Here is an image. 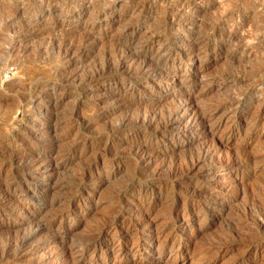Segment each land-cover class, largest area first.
<instances>
[{
	"label": "rangeland",
	"instance_id": "obj_1",
	"mask_svg": "<svg viewBox=\"0 0 264 264\" xmlns=\"http://www.w3.org/2000/svg\"><path fill=\"white\" fill-rule=\"evenodd\" d=\"M83 1L0 0V185L7 190V195L0 194V209L6 210L2 205L10 209L7 201L14 197L18 202L0 218V264H264V0H86V5ZM87 6L92 10L81 14ZM231 16L237 17L222 23ZM195 21L204 35L194 37L201 42L195 49L200 62L192 65L186 41L178 38L190 37ZM211 28L218 30L215 37L207 35ZM132 33L156 40L154 49L167 47L173 60L165 70L187 80V85L176 87L170 78H146L136 64L127 67L133 69L131 85L136 92L132 97L129 90L121 89L124 79L116 80L115 73L91 81L107 61L125 52V36ZM242 49H246L243 54ZM235 96L242 98L232 114L224 105ZM54 103L59 106L45 109ZM137 108H154L152 112L160 117L156 125L162 123L158 127L166 125L177 108L183 114L178 116L183 129L176 142L163 146L157 135L147 154L151 160H133L124 144L137 141L138 136L137 142H142L150 134L133 123L141 111ZM197 111L212 116L208 122L212 127L207 125L206 131L195 127L192 134L186 133ZM48 119L55 128L47 129ZM38 123L44 127L38 128ZM116 126L120 131L114 133ZM33 130L60 141L36 145L33 149L45 155L43 164L26 172L27 161H14L11 149L28 156L27 143L41 140L32 135ZM98 143L100 150L95 148ZM106 143L113 146L110 155L102 154ZM38 177L44 181L36 185L37 190L52 188L41 201L31 198L23 182ZM139 189L150 190V196L139 197ZM220 198L229 203L219 208ZM173 201L181 212L169 218ZM67 203H72V212L66 210ZM139 205L140 211L131 218L121 217L122 207ZM23 208L37 212L22 218ZM191 210H201V215L193 217ZM129 218L142 230L119 240L113 227L116 223L129 227ZM104 220L110 223L105 232L113 247L119 242L127 249L142 244L139 250L125 253L124 258L116 251L94 252L96 241L87 240L93 239ZM34 221L50 224L51 233L36 236L32 249H4L8 242L32 232ZM158 231L162 232L159 241L151 242ZM82 243L87 255L79 260L78 252H72ZM183 250L186 254L181 256Z\"/></svg>",
	"mask_w": 264,
	"mask_h": 264
},
{
	"label": "bare ground",
	"instance_id": "obj_2",
	"mask_svg": "<svg viewBox=\"0 0 264 264\" xmlns=\"http://www.w3.org/2000/svg\"><path fill=\"white\" fill-rule=\"evenodd\" d=\"M91 1V0H90ZM89 1V2H90ZM154 1V0H153ZM157 1V0H156ZM206 1V0H205ZM208 1V0H207ZM83 2H85L84 3V5H86V0H84ZM92 2V1H91ZM90 2V3H91ZM161 2H162V0H161ZM164 2V1H163ZM195 2V1H194ZM202 2H204L203 0H202ZM255 2V1H254ZM150 3V2H149ZM148 3V4H149ZM183 3V2H182ZM83 4V3H82ZM107 4V3H106ZM105 4V5H106ZM114 4H115V1H114ZM145 4V3H144ZM184 4V3H183ZM183 4H182V6H183ZM202 4V3H201ZM200 4V5H201ZM207 4V3H206ZM90 5V4H89ZM93 5V4H92ZM178 5V4H177ZM193 5V4H192ZM203 5H205L204 3H203ZM148 6V5H147ZM194 6V5H193ZM198 6H199V4H198ZM206 6V5H205ZM263 6V5H262ZM189 7V6H188ZM195 7V6H194ZM200 7V6H199ZM203 7V6H202ZM142 8V7H141ZM174 8V7H173ZM190 8V7H189ZM176 9H178V8H176ZM195 9V8H194ZM90 10H92V8H91V6H87V7H84V10H82L80 13L82 14V13H88ZM168 10V9H167ZM173 10V9H172ZM169 11V10H168ZM165 13H166V11H165ZM168 13V12H167ZM172 13V12H171ZM170 13V14H171ZM187 13V12H186ZM185 13V14H186ZM190 13V12H189ZM81 14L79 15H76V18L78 19V21L79 20H81ZM125 14V13H124ZM194 14V13H193ZM21 15V14H20ZM173 15V14H172ZM222 15V14H221ZM198 16V15H197ZM238 16V15H237ZM236 16V17H237ZM167 17V16H166ZM170 17V16H169ZM236 17H233V16H231L230 18H225V19H223L222 20V23H226V22H228V21H230V20H232V18H236ZM121 18V17H120ZM189 18V17H188ZM199 18V17H198ZM239 18V17H238ZM165 19V18H164ZM163 19V20H164ZM169 19V18H168ZM178 19V18H177ZM191 18H189V20H190ZM116 20V19H115ZM196 20H197V18H196ZM91 21V20H90ZM193 21V20H192ZM233 21V20H232ZM236 21V20H235ZM235 21H234V24H235ZM87 22H89V21H87ZM86 22V23H87ZM95 22V21H94ZM164 22H166V21H164ZM198 21H195L194 22V24H192V25H195L196 24V26L197 27H194V28H192V35L190 36V37H188V38H186L185 39V37H179L178 39L180 40V42L181 41H186V44H187V49L185 48V50H187L188 51V53H190L189 55H190V57L191 58H189V61H191L192 63V65L193 64H196V63H198V62H200L199 61V58H198V54H196L195 53V49H196V47L197 46H199L200 44H201V42H198V40L196 41V38H194L196 35H198V36H202V34H203V31L202 30H200V26H198V23H197ZM237 22V21H236ZM160 23V22H159ZM186 23V22H185ZM191 23V22H190ZM230 23H231V21H230ZM233 23V22H232ZM239 23H240V21H239ZM93 24V23H92ZM162 24V23H161ZM170 24V23H169ZM237 24H238V22H237ZM244 24V23H243ZM94 25V24H93ZM160 25V24H159ZM200 25V24H199ZM245 25V24H244ZM173 26V25H172ZM187 26H188V24H187ZM211 26V25H210ZM233 26V25H232ZM242 27H243V25H241ZM240 26V27H241ZM166 27V26H165ZM189 27V26H188ZM212 27H214V26H212ZM215 28H216V26H215ZM215 28H211V30L209 31V34H207L208 36H213V37H215V35L218 33V30L217 29H215ZM163 29V28H162ZM178 29V28H177ZM166 30V29H165ZM220 30V29H219ZM124 31V30H123ZM159 32V31H158ZM207 32V31H206ZM208 33V32H207ZM220 33V32H219ZM124 34V33H123ZM163 34V33H162ZM221 34V33H220ZM255 34V33H254ZM139 34H136V33H132L131 34V36L130 37H128V35H126L125 37V41H124V46L126 45V47H124V50H125V52L124 53H122L121 55H119V56H116L115 55V60L114 61H107L103 66H102V68L98 71V72H96V75H93V76H91L89 79L91 80V81H97V80H99V79H101V78H104V76L106 75V74H111V73H115L114 74V77H115V79L117 80L118 78H119V76H122V78L124 79V81H123V83H122V85H121V89H123V90H126V91H130L131 92V97H132V95L134 94V92H136L135 90V88H134V86H132L131 85V83L133 82H131V76H133V74H132V68L130 69H127V67H129V65L130 66H132V65H134V64H136V69L138 70V72H139V74H141V75H143L144 77H146V78H149V79H151V78H153V77H159L158 79H164V78H170V79H172L173 81H174V85L176 86V87H181V86H183V85H187V80H185V79H182V78H180V77H178V76H176V75H174L172 72H168V71H166L165 70V67H166V65H167V62L169 61V60H173V58H172V54L171 53H169V49H166L165 47L163 48V47H159V48H157V49H154V45L157 43L156 42V40H154V39H151V38H142V37H140V36H138ZM204 35V34H203ZM177 36V35H176ZM180 36V35H179ZM217 36H219V35H217ZM221 36V35H220ZM219 36V37H220ZM124 37V36H123ZM151 37V36H150ZM184 38V39H183ZM200 39H201V37H199ZM206 38V37H205ZM210 38V37H209ZM177 39V38H176ZM212 39V38H211ZM91 41V40H90ZM158 41V40H157ZM204 41V40H203ZM215 41V40H214ZM85 43V42H84ZM121 43V42H120ZM182 43V42H181ZM180 43V44H181ZM210 43V42H209ZM163 44V43H162ZM208 44V43H207ZM250 44V43H249ZM160 46H161V44H159ZM165 45V44H164ZM166 45H167V43H166ZM181 45H183V44H181ZM139 46H141L140 47V49H137V47H139ZM169 46V45H168ZM206 46V45H205ZM204 46V47H205ZM239 46V45H238ZM15 47V46H14ZM81 47V46H80ZM123 47V46H122ZM171 47V46H170ZM185 47V46H184ZM203 47V48H204ZM126 48V49H125ZM173 48V47H172ZM199 48V47H198ZM76 49V48H75ZM88 49V48H87ZM202 49V48H201ZM68 50V49H67ZM184 51V50H183ZM202 51V50H201ZM204 51V50H203ZM206 51V50H205ZM231 51H232V49H231ZM242 51V54L246 51V49H242L241 50ZM74 52V51H73ZM207 52V51H206ZM59 53V52H58ZM118 53V52H117ZM120 53V52H119ZM198 53H199V51H198ZM232 54V53H231ZM72 55V54H71ZM118 55V54H117ZM200 55H202V54H200ZM205 55V54H204ZM248 55V54H247ZM175 56V55H174ZM182 56V55H181ZM206 56V55H205ZM231 56V55H230ZM10 57V56H9ZM69 57V56H68ZM113 58V57H112ZM203 58V57H202ZM3 59V58H2ZM6 59V58H5ZM109 59V58H108ZM180 60V59H179ZM181 61V60H180ZM7 62V61H6ZM10 62V61H9ZM183 62V61H182ZM173 63V62H172ZM181 64V63H180ZM8 65V64H7ZM178 65H179V63H178ZM4 66V65H3ZM135 66V65H134ZM1 68V67H0ZM198 68V67H197ZM200 69V68H199ZM196 71V70H195ZM92 73H93V71H92ZM236 73V72H235ZM95 74V73H94ZM172 74V75H171ZM90 75V74H89ZM234 75V74H233ZM232 75V76H233ZM237 75V74H236ZM73 76V75H72ZM136 76V75H135ZM138 76V75H137ZM170 76V77H169ZM74 77V76H73ZM106 77V76H105ZM237 77V76H236ZM239 77V76H238ZM237 77V78H238ZM75 78V77H74ZM136 78V77H135ZM145 79V78H144ZM162 79V80H163ZM86 80H88V79H86ZM89 80V81H90ZM115 80V81H116ZM120 80H121V78H120ZM223 80V79H222ZM68 81V80H67ZM71 80H69V83H71L70 82ZM135 81V80H134ZM151 81V80H150ZM217 81V80H216ZM225 81V80H224ZM62 82V81H61ZM76 82V81H75ZM120 82V81H119ZM118 82V83H119ZM137 82V81H136ZM145 82V81H144ZM142 83V82H141ZM147 83H148V81H147ZM153 83H155V82H153ZM157 83V82H156ZM156 83H155V85H156ZM161 83V82H160ZM76 84V83H75ZM145 84V83H144ZM194 84V83H193ZM65 85V84H64ZM133 85H135V84H133ZM78 85H76V87H77ZM119 86V85H118ZM152 86H153V84H152ZM2 87V86H1ZM0 87V88H1ZM86 87V86H85ZM114 87V86H113ZM63 88V87H62ZM119 88V87H118ZM141 88H142V86H141ZM59 89V88H58ZM70 89V88H69ZM110 89V88H109ZM112 89V88H111ZM64 90V89H63ZM114 90V89H113ZM119 90H120V88H119ZM134 90V91H133ZM142 90V89H141ZM147 91H148V89H146ZM154 90V89H153ZM90 89H87L86 90V92L87 93H90ZM118 91V90H117ZM122 91V90H121ZM147 91H145V92H147ZM248 91H249V89H248ZM65 92V91H64ZM138 92V91H137ZM149 92H151V91H149ZM245 92V91H244ZM247 92V91H246ZM115 93V92H114ZM139 93V92H138ZM152 93V92H151ZM146 94H148V93H146ZM240 94V93H239ZM238 94V95H239ZM108 95V94H107ZM126 95V94H125ZM143 95V94H142ZM150 95V94H149ZM236 95V94H235ZM245 95V94H244ZM114 96H116V95H114ZM113 96V97H114ZM118 96H121V94H118ZM134 96V95H133ZM137 96V95H136ZM56 97V96H55ZM54 97V98H55ZM123 97V96H122ZM235 97H237V98H235ZM234 98V100L232 101V102H227L224 106L226 107V109H228L229 111H231L232 112V114H236L237 113V111H238V109L240 108V98H242V97H238V96H235ZM239 98V99H238ZM124 99V98H123ZM32 100V99H31ZM141 100V99H140ZM230 100V99H229ZM228 100V101H229ZM126 100H124L123 102H125ZM137 101V100H136ZM135 101V102H136ZM130 103H131V101H130ZM34 104V103H33ZM37 104V103H36ZM39 104V103H38ZM37 104V105H38ZM127 104V103H126ZM137 104H139V103H132V104H130V105H137ZM143 104V103H142ZM146 104V103H145ZM221 104V103H220ZM35 105V104H34ZM147 105V104H146ZM152 105V104H151ZM150 105V106H151ZM38 106H40V105H38ZM53 106V105H52ZM59 106V104H57V103H54V106L51 108V106H48L47 105V107L45 108V109H47V111L49 110V108L48 107H50V109H53L54 107L55 108H57ZM132 107V106H131ZM140 107V106H139ZM142 107V106H141ZM152 107H154V106H152ZM134 108V107H133ZM128 109V108H127ZM183 109V108H182ZM137 110H141V109H139V108H137ZM184 110V109H183ZM39 111V110H38ZM152 111H154V108H153V110H151V108L150 109H144V110H141V111H138L137 112V115H136V118H135V121H133V123L135 122V125L138 127V128H144L146 131H148V133H150L146 138H144L143 137V141L142 142H137L138 141V138H139V136H138V138H137V141H135V139L133 140V141H131V142H125L124 144L125 145H127L128 147H130V151H132V154L131 155H133V160H134V158L135 159H137V160H139V159H143V160H151V158L149 157V155H147L148 153H149V150H150V144L151 143H153V141L154 140H157L156 138H157V135H160V137H161V140H160V144L161 145H167L168 143H171V145L173 144V142H176V140H177V136L179 135V131H180V128H182V126H180L179 127V125H180V123H181V119L178 117L179 115H180V111H181V108H177V110L175 111V112H173V113H171L170 115H169V119H168V121L166 122V125H164L163 127H158L159 125L161 126L162 125V123L160 124L159 123V125H156L160 120H158L157 119V116L158 115H156L154 112H152ZM187 111V110H186ZM168 112H170V111H168ZM182 112V111H181ZM40 113V112H39ZM53 113V112H52ZM186 113V112H185ZM226 113V112H225ZM47 114V113H46ZM50 114H51V112H50ZM182 115V117H183V114H181ZM180 115V116H181ZM134 116H135V113H134ZM168 116V115H167ZM234 116V115H233ZM133 117V116H132ZM163 117V116H162ZM185 117V116H184ZM131 118V117H130ZM158 118L160 119V117L158 116ZM134 118H132V120H133ZM162 119V118H161ZM212 119V116L209 114V115H207L206 113H198V111H197V113H195L194 115H193V119H192V121H191V123L187 126V130H186V133H190V134H192L194 131H195V127H200L203 131H206L207 129H206V126L207 125H210V124H208V122H210V120ZM255 119H257V118H255ZM130 120V119H129ZM164 120V119H163ZM126 121V120H125ZM128 121V120H127ZM126 121V122H127ZM131 121V120H130ZM233 121V120H232ZM254 121V120H253ZM45 122V121H44ZM132 122V121H131ZM230 122V121H229ZM52 120H50V119H48V120H46V123H45V125L46 126H49V127H47V129L48 128H55L56 126L55 125H52ZM55 123H57V122H55ZM54 123V124H55ZM127 123H129V122H127ZM256 123V122H255ZM120 124V123H119ZM131 124V123H130ZM164 124V123H163ZM187 124V123H186ZM212 124V123H211ZM65 125H67V124H65ZM38 128L39 127H44V125H43V123H38L37 125H36ZM132 126V125H131ZM184 126V125H183ZM186 126V125H185ZM211 126V125H210ZM120 127V126H119ZM153 127H155V128H153ZM212 127V126H211ZM114 128V127H113ZM219 128V125H217L215 128H214V130H217ZM110 129V128H109ZM120 129V128H119ZM118 128H117V126H116V130L114 129V131L112 130V128L110 129V130H112L114 133H117L118 131H120ZM183 129V128H182ZM30 130V129H29ZM31 131V130H30ZM145 131V132H146ZM112 132V133H113ZM143 132V131H142ZM212 132V131H211ZM182 133V132H181ZM210 133V132H209ZM214 133V132H213ZM107 134H109V133H107ZM142 134V133H141ZM146 134V133H145ZM208 134V133H207ZM32 135L34 136V137H36V138H39V139H41L39 142H37V141H29V143H27L28 144V147L30 148L29 150H31V152H29V154H28V156L24 153V152H21V151H16V150H13V149H11L12 150V153H13V159H14V161H16V162H20V161H27L26 162V164L24 165V171H28V172H32L35 168L37 169V168H39V167H41L42 166V164H43V159H44V157H45V155H42L41 153H39V152H36L33 148L36 146V145H40V144H45L46 142H50V145L52 144V145H54L55 143H57L58 141H60L59 139H55L54 137V139L55 140H50V139H47V138H45V136L40 132H36L35 130H33L32 131ZM143 135V134H142ZM211 135H212V133H211ZM22 136V135H21ZM190 136V135H189ZM51 137V136H50ZM35 138V139H36ZM52 138V137H51ZM52 138V139H53ZM159 138V137H158ZM107 140V139H106ZM110 141V140H109ZM113 142V141H112ZM111 142V143H112ZM123 142V141H122ZM122 142H121V144H122ZM195 142V141H194ZM117 143V142H116ZM155 143V142H154ZM94 144V143H93ZM96 144V143H95ZM94 144V145H95ZM104 144V143H103ZM120 144V145H121ZM123 144V145H124ZM180 144V143H179ZM99 145H100V143H98L97 145H96V147L95 148H98L99 147ZM106 146H104V147H106V149L104 150V152H102V154L103 155H105V154H109V153H111L112 152V148H113V146L109 143H106L105 144ZM156 145V144H155ZM157 145H159V144H157ZM114 146H116L115 144H114ZM118 146H119V144H118ZM117 146V147H118ZM76 147H78V146H75V148ZM9 148V147H8ZM115 148V147H114ZM99 149V148H98ZM101 149V148H100ZM99 149V150H100ZM102 149H104V148H102ZM201 150H202V148H200ZM204 149V148H203ZM206 149V148H205ZM204 149V150H205ZM129 150V149H128ZM128 150H127V152H128ZM200 150V151H201ZM7 151H9V150H7ZM94 151H95V149H94ZM103 151V150H102ZM129 151V152H130ZM203 151V150H202ZM207 151H208V149H207ZM215 151V150H214ZM115 152V151H114ZM113 152V153H114ZM128 152V154L127 155H129L130 153ZM151 152V151H150ZM199 152V151H198ZM204 152V151H203ZM211 152V151H210ZM5 153H7V155H8V152H5ZM112 153V154H113ZM156 153H159V152H156ZM212 154H213V151L211 152ZM210 153V155H212ZM59 154V153H58ZM57 154V155H58ZM150 154V153H149ZM54 155H55V153H54ZM102 155V156H103ZM110 155V154H109ZM108 155V156H109ZM159 155V154H158ZM198 155H200V154H198ZM202 155H204V154H202V152H201V156ZM51 156V155H50ZM148 156V157H147ZM155 156V155H154ZM154 156H153V158H154ZM157 156V155H156ZM164 157V156H163ZM194 157L195 156H193V159H194ZM207 157V156H206ZM10 158V157H9ZM48 158V157H47ZM201 158V157H200ZM202 158H203V156H202ZM204 158H205V156H204ZM213 158V157H212ZM156 159H157V157H156ZM198 159V161L200 160L199 159V157L197 158ZM196 158H195V160H197ZM237 159V158H236ZM10 160V159H9ZM12 160V159H11ZM10 160V161H11ZM153 160H155V159H153ZM204 160V159H203ZM235 160V159H234ZM238 160V159H237ZM194 161V160H193ZM232 161V160H231ZM49 162V161H48ZM54 162V161H53ZM137 162V161H136ZM152 162H154V161H152ZM184 162V161H183ZM188 162V161H187ZM238 162H240V161H238ZM251 162V161H250ZM255 162V161H254ZM14 163V162H13ZM23 163V162H22ZM138 163V162H137ZM144 163V162H143ZM146 163V162H145ZM148 163V162H147ZM151 163V162H150ZM190 163V162H189ZM192 163V162H191ZM194 164H196L195 162H193ZM192 163V165H194ZM200 163V162H199ZM221 163V162H220ZM226 163H228V161L226 162ZM231 163H234L233 161L231 162ZM182 164H184V163H182ZM185 164H187V163H185ZM222 164V163H221ZM140 165V164H139ZM138 165V166H139ZM145 165V164H144ZM152 165H153V163H152ZM179 165V164H178ZM223 165V164H222ZM232 165V164H231ZM234 165V164H233ZM237 165H238V163H237ZM239 165H240V163H239ZM238 165V166H239ZM13 166V165H12ZM136 166V165H135ZM180 166V165H179ZM179 166L178 167H176V168H179ZM191 166V165H190ZM236 166V165H235ZM237 166V167H238ZM189 167V166H188ZM188 167H186V169L188 168ZM12 168V167H11ZM19 168V167H18ZM21 168V167H20ZM133 168V167H132ZM183 168H185L184 167V165H183V167H181V168H179V169H183ZM193 168V166L190 168V169H192ZM16 169V168H15ZM171 169V168H170ZM185 169V170H186ZM39 170V169H38ZM172 170V169H171ZM177 170V169H176ZM176 170H172V171H176ZM189 170V169H188ZM187 170V171H188ZM141 171V170H140ZM147 171V170H146ZM181 171V170H180ZM184 171V170H183ZM206 171H209V170H206ZM191 172V171H190ZM36 173V172H35ZM140 173H143V172H140ZM184 173H186V172H184ZM192 174H194V172H191ZM28 174H30V173H28ZM176 174V173H175ZM191 174V175H192ZM33 175V174H32ZM171 175V174H170ZM173 175H174V172H173ZM177 175H179V173L177 174ZM176 175V176H177ZM10 176V175H9ZM22 176H23V174H22ZM40 176V175H39ZM180 176V175H179ZM205 176H206V174H205ZM28 177V176H27ZM182 177V176H181ZM33 178V177H32ZM14 179H16V178H14ZM7 180V179H6ZM17 180V179H16ZM44 180H43V177H38V178H34V179H26V180H24L23 182H25L26 183V186H27V188L28 189H30V192H29V195L31 196V198L32 199H34V200H36V201H41L44 197H46V195L48 194V193H52V188L51 189H48L47 191H40V190H37V184L38 183H42ZM46 181V180H45ZM87 182V181H86ZM1 183V182H0ZM22 183V182H21ZM89 183V182H88ZM6 187V186H5ZM13 187V186H12ZM39 187V186H38ZM167 187V186H166ZM17 188V187H16ZM60 188V187H59ZM151 188H153V187H151ZM14 188H12V190H13ZM46 189V188H45ZM56 189V188H55ZM142 189V188H141ZM141 189H139L140 191H138V194H139V197H140V195L141 196H143V197H147L148 195L150 196V190H145V189H143V190H141ZM154 189V188H153ZM152 189V190H153ZM166 189V188H165ZM81 190V189H80ZM155 190V189H154ZM157 190V189H156ZM159 190V189H158ZM6 191L7 190H5L4 189V187H1V185H0V194H3L4 196L5 195H7V193H6ZM56 191V190H55ZM137 191V190H136ZM160 191V190H159ZM9 192V191H8ZM76 192V191H75ZM158 192V191H157ZM161 192H163V190L161 191ZM164 192H166V191H164ZM197 192V191H196ZM137 193V192H136ZM160 193V192H159ZM239 193V192H238ZM134 194V193H133ZM161 194V193H160ZM235 194V193H234ZM158 195V194H157ZM52 196V195H51ZM176 197V196H175ZM15 198V197H14ZM14 198H12L11 200H8L7 201V204H9V207H10V209H7V208H4V205H2L3 206V209H6V210H2V209H0V218H4L5 216H7L8 215V213H10L11 211H12V209H14L13 207L15 206V204H17V203H15V199ZM56 198V197H55ZM159 198V197H158ZM164 198H165V196H164ZM172 198V197H171ZM8 199V198H7ZM53 199V198H52ZM143 199V198H142ZM147 199V198H146ZM168 199V198H167ZM173 199V198H172ZM212 199V198H211ZM5 201H6V199H4ZM56 200V199H55ZM181 200V199H180ZM29 201V200H28ZM68 201V200H67ZM73 201V200H72ZM156 201V200H155ZM165 201V200H164ZM175 201V200H174ZM174 201H173V203H172V205L171 206H173L172 208H170L171 210L168 212V214H167V216L169 217V218H174L175 216H178L179 215V212H181V211H179L180 209H179V207L178 206H180V205H178L177 206V204L176 205H174ZM188 201V200H187ZM185 202H186V199H185ZM198 202V201H197ZM218 203H217V206L220 208V206L222 205V204H224V203H229V200H227L226 198H220V199H218V201H217ZM39 203V202H38ZM61 203H62V201H61ZM116 203V202H115ZM114 203V204H115ZM206 203V202H205ZM213 203H214V201H213ZM1 204V203H0ZM6 204V203H5ZM41 204V203H40ZM71 204L72 203H67V206H66V210H68V212H72V207H71ZM116 204H119V202L118 203H116ZM120 204H121V202H120ZM168 204V203H167ZM200 204H202L201 202H200ZM212 204V203H211ZM19 206H20V204H18ZM50 205V204H49ZM169 205V204H168ZM167 205V206H168ZM185 205H187V203L185 204ZM206 205V204H205ZM208 205V204H207ZM18 206V207H19ZM48 206V205H47ZM58 206H60V205H58ZM62 206V205H61ZM118 206H120V205H118ZM188 206V205H187ZM190 206V205H189ZM216 206V207H217ZM223 206V205H222ZM221 206V207H222ZM16 207V206H15ZM126 207V206H125ZM181 207H183V206H181ZM39 208V207H38ZM51 208V207H50ZM50 208H48V209H50ZM59 208H61V207H59ZM120 208V207H119ZM140 208H141V205H139V206H134V207H126V208H123L122 207V209L120 210V215H121V217L122 218H124V217H132V215L133 214H136V212H138V211H140ZM184 208V207H183ZM187 208V207H186ZM199 208H201V207H199ZM24 209V208H23ZM47 209V210H48ZM143 209V208H142ZM53 210H55V209H53ZM62 210H64V209H62ZM189 210V209H188ZM206 210H207V208H206ZM205 210V211H206ZM52 211V210H51ZM59 210H57V212H58ZM112 211V210H111ZM167 211V210H166ZM185 211V210H184ZM192 211V210H191ZM195 211V210H194ZM208 211V210H207ZM35 212H37L36 210H32V209H30V208H26V209H24L23 211H21V213H19V215H21L22 216V218H26V217H28L29 215H33ZM63 212V211H62ZM114 212L115 211H113L112 213H113V215H114ZM193 212V211H192ZM204 212V211H203ZM110 213V212H109ZM119 213V212H118ZM184 213V212H183ZM182 213V214H183ZM16 214V213H15ZM54 214V213H53ZM52 214V215H53ZM61 214V213H60ZM116 214V213H115ZM166 214V213H165ZM75 215V214H74ZM181 215V214H180ZM201 215V210H198V211H196V212H193L192 214H191V216H193V217H196V218H198L199 216ZM107 216H109V215H107ZM111 216H112V214H111ZM182 216V215H181ZM184 216V215H183ZM204 216V215H203ZM206 216V215H205ZM204 216V217H205ZM29 218V217H28ZM107 218V217H106ZM109 218V217H108ZM115 218H117V216L115 215V217L113 218V219H115ZM129 218V219H130ZM148 218V217H147ZM166 218V217H165ZM168 218V219H169ZM181 218V217H180ZM182 218H184V217H182ZM105 219V218H104ZM112 219V218H111ZM176 219V218H175ZM39 220V219H38ZM47 220V219H46ZM49 220V219H48ZM47 220V221H48ZM117 220V219H116ZM46 221V222H47ZM106 220H104L103 222H104V224H102V225H100V227H99V229H98V231H97V233H96V235L94 236V237H92L93 239H88L87 240V242L88 241H90V240H93V241H96L95 242V244L96 245H94L93 246V249H94V252H101L102 254L103 253H112V252H117L116 254H119L120 253V257L122 256L123 258L125 257L124 256V254L125 253H131L132 254V252H133V250H135L134 251V253H136L138 250H139V247H141V245L142 244H140L139 246H136L135 247V244L130 248V249H127L126 248V246L124 245V243L123 242H119L118 243V245H116L115 247H113L112 246V244H110L108 241H111L110 239L108 240L107 239V236H106V230L108 231V229H109V227H108V223L109 222H105ZM108 221V220H107ZM111 221V220H110ZM114 221V220H113ZM185 221V220H184ZM44 222V221H43ZM120 223V222H119ZM101 224V223H100ZM110 224V223H109ZM129 224H130V226L128 227H126V226H123V224H117L116 223V225L113 227L114 229H112V230H114L115 232V236H117L118 237V239L119 240H122V238H128L129 237V235H131L132 233H134V232H136V231H138V230H142L141 229V226H140V224H138L137 222H134L133 220H131L130 219V221H129ZM150 224V223H149ZM32 225V224H31ZM148 225V224H147ZM33 226V225H32ZM99 226V225H98ZM149 226V225H148ZM188 226V225H187ZM34 230L32 231V232H30V233H28V234H26V235H24V236H22V237H18V238H16V239H14V240H16L15 242L14 241H11V242H8L7 244H6V246H5V250L6 249H8V248H10V247H12V246H15V248L17 247V248H23V249H25V248H27V247H29L30 245H31V243L33 242V240L34 239H36V236H38L39 234H43V233H45V232H50L51 231V229H52V226L50 225V224H48V223H42V221L40 222V221H34ZM154 228V227H153ZM32 230V229H31ZM60 230H61V228H60ZM156 230V229H155ZM193 230V229H192ZM10 231V230H9ZM54 231V230H53ZM189 231V230H188ZM6 232V231H5ZM13 232V231H12ZM191 232V231H190ZM51 233V232H50ZM49 233V234H50ZM9 234V233H8ZM94 234V233H93ZM161 234H162V232H157V234H156V236L152 239V241L151 242H158L159 241V238H160V236H161ZM11 235V234H10ZM22 235V234H21ZM20 235V236H21ZM65 235V234H64ZM41 236V235H40ZM66 236V235H65ZM113 236V235H112ZM176 236V235H175ZM10 237H12V236H10ZM114 237V236H113ZM112 237V238H113ZM88 238V237H87ZM9 240H10V238H8ZM170 240H172V238H170ZM8 241V240H7ZM13 242V243H12ZM35 242V241H34ZM72 242V241H71ZM78 242V241H77ZM113 242V241H112ZM4 243V242H3ZM79 243V242H78ZM172 244H173V241H172ZM61 245V244H60ZM77 245V247L76 248H78V250H76V251H74V252H72L73 254L74 253H76L77 254V252H78V254H77V256H78V258H79V260H81L82 258L84 259L85 257H86V255H87V249H85V244L84 243H82V244H76ZM174 245V244H173ZM135 247V248H134ZM138 247V248H137ZM173 247V246H172ZM1 248V247H0ZM30 248H31V246H30ZM29 249V248H28ZM32 249V248H31ZM61 249V248H60ZM9 250V249H8ZM13 250V249H12ZM15 250V249H14ZM65 250V249H64ZM4 251V250H3ZM3 251H2V253H3ZM19 251V250H18ZM9 252V251H8ZM71 252L69 253V254H71ZM1 253V254H2ZM13 253H14V251H13ZM16 253V252H15ZM56 253H58V252H56ZM63 253V252H62ZM133 253V254H134ZM9 254V253H8ZM63 254H65V253H63ZM184 254H186V251L185 250H183L182 251V254H181V256H184ZM16 255V254H15ZM19 255H21V254H19ZM19 255H18V257H19ZM3 256V255H2ZM57 256V255H56ZM0 257H1V255H0ZM88 257V256H87ZM14 258V257H13ZM49 258V257H48ZM60 258V257H59ZM58 258V259H59ZM17 260V259H16ZM40 260V259H39ZM43 260V259H42ZM49 260V259H48ZM12 261V260H11ZM41 261V260H40ZM17 262V261H16ZM45 262V261H44ZM56 262V261H55ZM18 263V262H17ZM42 264H44V263H42ZM126 264H135L134 262H130V261H128V262H126Z\"/></svg>",
	"mask_w": 264,
	"mask_h": 264
}]
</instances>
